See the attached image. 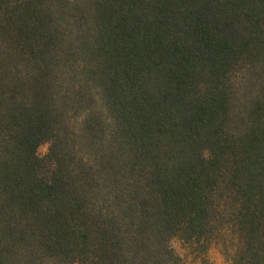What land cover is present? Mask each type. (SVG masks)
<instances>
[{
  "label": "trees",
  "instance_id": "1",
  "mask_svg": "<svg viewBox=\"0 0 264 264\" xmlns=\"http://www.w3.org/2000/svg\"><path fill=\"white\" fill-rule=\"evenodd\" d=\"M174 239L264 264V0H0V264Z\"/></svg>",
  "mask_w": 264,
  "mask_h": 264
},
{
  "label": "rangeland",
  "instance_id": "2",
  "mask_svg": "<svg viewBox=\"0 0 264 264\" xmlns=\"http://www.w3.org/2000/svg\"><path fill=\"white\" fill-rule=\"evenodd\" d=\"M48 143H42L38 149L37 153L39 157H44L48 150ZM171 246L180 254L183 258L184 264H199V261L195 256L190 252L189 249L186 248V245L182 243L178 239H174L171 241ZM207 258L212 264H225V258L221 252V248L218 244H212L207 251ZM81 264V263H75Z\"/></svg>",
  "mask_w": 264,
  "mask_h": 264
}]
</instances>
